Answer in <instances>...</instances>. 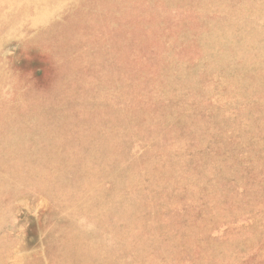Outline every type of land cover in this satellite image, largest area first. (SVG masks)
Masks as SVG:
<instances>
[{"label":"rangeland","instance_id":"rangeland-1","mask_svg":"<svg viewBox=\"0 0 264 264\" xmlns=\"http://www.w3.org/2000/svg\"><path fill=\"white\" fill-rule=\"evenodd\" d=\"M71 232L264 264V0H0V261Z\"/></svg>","mask_w":264,"mask_h":264},{"label":"bare ground","instance_id":"bare-ground-1","mask_svg":"<svg viewBox=\"0 0 264 264\" xmlns=\"http://www.w3.org/2000/svg\"><path fill=\"white\" fill-rule=\"evenodd\" d=\"M72 230H76V229H72ZM69 232L70 231H68L67 233ZM67 233H65L64 236L60 240H58L61 243L59 250L57 249L59 256L57 259L55 258V256L54 258H52L53 259L52 264L54 263L60 264L62 261H65L68 264H96L97 262H95V259H97L96 255L99 256L98 254L99 251H97L95 249V246L93 247L90 243L86 244L82 241V238H84L83 233L71 232V234L73 233L78 234L79 237L75 236L76 239L72 241L70 244L65 240ZM88 255L90 256L87 258ZM106 263H110V261ZM0 264H3V262L0 261ZM25 264H44V263L42 261H38L36 263L25 262Z\"/></svg>","mask_w":264,"mask_h":264}]
</instances>
